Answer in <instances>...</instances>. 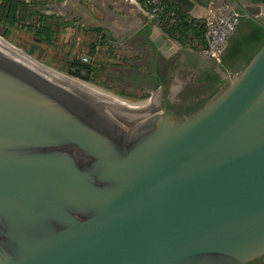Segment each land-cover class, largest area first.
Segmentation results:
<instances>
[{
    "label": "water",
    "instance_id": "1",
    "mask_svg": "<svg viewBox=\"0 0 264 264\" xmlns=\"http://www.w3.org/2000/svg\"><path fill=\"white\" fill-rule=\"evenodd\" d=\"M232 3L264 28V0ZM148 38L171 42L156 25ZM1 39L0 264L264 259V43L179 116L128 105Z\"/></svg>",
    "mask_w": 264,
    "mask_h": 264
},
{
    "label": "crops",
    "instance_id": "2",
    "mask_svg": "<svg viewBox=\"0 0 264 264\" xmlns=\"http://www.w3.org/2000/svg\"><path fill=\"white\" fill-rule=\"evenodd\" d=\"M167 1L190 19H202L206 12V5H189L186 0ZM212 2L234 7L232 0ZM59 5L61 12L72 11L69 16L59 18L58 40L63 45L64 54L96 57L104 56L109 50L116 55L122 52L128 57L124 68L110 67L117 72L121 70L123 82L129 83L130 88L146 92L152 88L173 90L187 79L192 80L193 86L206 84L211 87L221 80L222 72L230 74V70L222 68V63L215 62L194 47L196 41L191 45L171 39V42H164L163 50L156 47L148 35L151 26L157 24L149 21L142 0H60ZM61 12L57 14L63 15ZM52 13L56 12L52 10ZM257 17L262 20L264 12ZM238 36L236 29L231 37L238 40Z\"/></svg>",
    "mask_w": 264,
    "mask_h": 264
},
{
    "label": "rangeland",
    "instance_id": "3",
    "mask_svg": "<svg viewBox=\"0 0 264 264\" xmlns=\"http://www.w3.org/2000/svg\"><path fill=\"white\" fill-rule=\"evenodd\" d=\"M27 2H36L37 4L31 5L30 8L37 10L42 14L51 16L48 19V24L50 25L51 31L54 30V34L50 39L45 35L44 29L38 32L37 28L30 25L21 26L15 23H10L6 19L4 13V3L0 0V36L5 39V41L13 45L25 53L31 56L38 62L50 67V69L57 70L64 74L79 78L84 80L106 92H109L113 96L121 99L127 104L143 103L148 100L150 102H157L156 97L159 95L160 90L152 88L150 91H143L136 88H130L129 83L124 84L123 74L121 70L117 72L113 70L112 65H117L122 68L127 63L128 57H125L121 52L119 55L113 53L109 50L104 56H88L89 61L84 62L86 69L78 68L77 73H74L73 63L78 62L80 58L75 56H66L62 48V44L58 40V30H59V18L64 16H69L72 11L68 10L66 13L60 11V0H26ZM63 6V5H62ZM55 11L56 13L50 14V12ZM63 13L59 15L57 13ZM61 21V19H60ZM49 31V33L51 32ZM53 33V32H52ZM48 37V38H47ZM77 60V61H76ZM116 79V80H114ZM168 90V89H166ZM164 91V89H163Z\"/></svg>",
    "mask_w": 264,
    "mask_h": 264
},
{
    "label": "trees",
    "instance_id": "4",
    "mask_svg": "<svg viewBox=\"0 0 264 264\" xmlns=\"http://www.w3.org/2000/svg\"><path fill=\"white\" fill-rule=\"evenodd\" d=\"M1 1L4 3L6 19H8L10 23H15L21 26L30 25L37 28L38 32H41V30L44 29L45 35L50 39L52 38L54 30H49L50 25L48 24V19H51V16H47L37 10L31 9L30 6L32 4H37L36 2H27L26 0ZM165 1L168 2L167 0ZM170 9H174L178 13V21L173 23L168 22L169 18L167 12ZM168 10H166L161 16L163 31L168 37L180 43L191 44L196 41V44L194 45L196 48L204 43L203 25L194 24V20L187 22V16L169 2ZM237 29L239 31V39L234 40V38L230 37L228 42L229 45L221 62L224 70H234L236 64H241L235 72L241 70L264 43V28L254 22L245 20L243 15L240 18ZM49 31L51 32L49 33ZM231 45H233L234 48ZM84 65V62L81 60L74 62L72 71L75 70L74 73H77L76 69L78 68L86 69L87 67ZM248 264L264 263H262L261 260H254Z\"/></svg>",
    "mask_w": 264,
    "mask_h": 264
},
{
    "label": "built area",
    "instance_id": "5",
    "mask_svg": "<svg viewBox=\"0 0 264 264\" xmlns=\"http://www.w3.org/2000/svg\"><path fill=\"white\" fill-rule=\"evenodd\" d=\"M148 10L149 21L156 23L163 31L161 16L168 10V2L165 0H142ZM169 23L179 20L178 13L174 9L167 12ZM242 13L226 3L212 2L206 6V12L202 19L186 18L189 22L204 27V43L197 49L205 56L212 58L215 62L221 63L229 39L236 31ZM82 62H88L86 56L79 57Z\"/></svg>",
    "mask_w": 264,
    "mask_h": 264
},
{
    "label": "flooded vegetation",
    "instance_id": "6",
    "mask_svg": "<svg viewBox=\"0 0 264 264\" xmlns=\"http://www.w3.org/2000/svg\"><path fill=\"white\" fill-rule=\"evenodd\" d=\"M241 64H236L234 70H230L232 75L240 67ZM124 71V70H123ZM226 80L222 76L221 80L211 87L207 85L193 86L192 80L178 84L173 90H160L156 97L157 103L166 108L167 113L172 115H188L200 109L211 96L216 94L220 88L225 84ZM264 263V259L261 260Z\"/></svg>",
    "mask_w": 264,
    "mask_h": 264
},
{
    "label": "bare ground",
    "instance_id": "7",
    "mask_svg": "<svg viewBox=\"0 0 264 264\" xmlns=\"http://www.w3.org/2000/svg\"><path fill=\"white\" fill-rule=\"evenodd\" d=\"M1 39V38H0ZM2 41H4L5 43H7L5 40H3V39H1ZM8 44V43H7ZM9 46H11L10 44H8ZM18 52H20L21 54H23V55H25L26 57H28L29 59H31V60H33L32 59V57H30V56H28V55H26L25 53H22L20 50H18ZM44 67H47V66H44ZM47 68H49L50 69V67H47ZM52 69V68H51ZM52 70H54V69H52ZM55 71H57V70H55ZM57 72H59V71H57ZM60 73H62V72H60ZM62 74H64V73H62ZM65 75H67V74H65ZM67 76H70V75H67ZM70 77H72V78H74V79H77V80H79V81H82V82H84V83H87V84H90V83H88V82H86V81H84V80H81V79H79V78H76V77H73V76H70ZM90 85H92V84H90ZM92 86H94V85H92ZM96 87V86H95ZM98 88V87H97ZM109 93V92H108ZM117 98V97H116ZM119 99V98H118ZM119 100H121V99H119ZM122 101V100H121ZM149 101V103L147 104V111H149L151 108H152V106H153V103L152 102H150L151 100H148ZM122 102H124V101H122ZM124 103H126V102H124ZM127 104V103H126ZM138 104H140V103H136V104H133V105H138ZM128 105H130V104H128ZM132 104H131V106H133Z\"/></svg>",
    "mask_w": 264,
    "mask_h": 264
}]
</instances>
